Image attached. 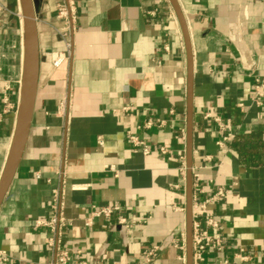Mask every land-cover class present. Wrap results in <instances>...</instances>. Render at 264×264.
<instances>
[{
	"label": "crops",
	"instance_id": "1",
	"mask_svg": "<svg viewBox=\"0 0 264 264\" xmlns=\"http://www.w3.org/2000/svg\"><path fill=\"white\" fill-rule=\"evenodd\" d=\"M59 1L34 3L37 85L0 205V249L8 264L54 260L51 233L35 221L50 217L58 188L67 264H137L153 245L155 264H186V52L176 14L169 0H72L65 20ZM177 2L193 66L192 207L225 190L207 205L222 246L205 261L264 264V98L251 100L256 75H264V0ZM22 37L19 0H0V175L19 101ZM149 118L162 124L137 128ZM105 204H118L126 222L92 217L86 225L92 206Z\"/></svg>",
	"mask_w": 264,
	"mask_h": 264
},
{
	"label": "built area",
	"instance_id": "2",
	"mask_svg": "<svg viewBox=\"0 0 264 264\" xmlns=\"http://www.w3.org/2000/svg\"><path fill=\"white\" fill-rule=\"evenodd\" d=\"M72 0H60L57 4L58 15L65 20L72 17ZM9 85L3 86L1 100L4 106L8 105L7 91ZM264 98V75H256L252 90V102L255 105H261ZM63 106V105H62ZM127 109V108H126ZM161 120L147 119L137 128H150L154 125L160 126ZM128 139L135 147H140L144 154L150 152V145L148 142L138 139L135 135L128 133ZM161 154L167 153V148L164 146L158 147ZM182 163L181 170L185 171L184 157L180 156ZM193 177V176H192ZM225 197V190L218 188L212 195L204 199L202 202L193 205L192 207V251L194 264H208L205 261L204 254L209 250H219L222 246V238L214 234L219 228L220 221L218 217L207 210V205L213 202H219ZM51 215L46 220L35 221V226H44L51 233L47 245L54 249L55 258L49 264H67L70 259L68 250L61 247L63 240V230L69 225L68 220L63 215L62 192L55 188L52 190L50 202ZM102 218L105 222L115 220L117 224H124L125 217L121 214V207L118 204H105L101 206H92L90 216L85 218V224H91V218ZM184 250V246H181ZM158 254V246L153 245L140 254V259L137 264H155ZM9 256L5 250L0 249V264H8ZM184 260V257H183ZM227 264L226 261L222 262Z\"/></svg>",
	"mask_w": 264,
	"mask_h": 264
},
{
	"label": "water",
	"instance_id": "3",
	"mask_svg": "<svg viewBox=\"0 0 264 264\" xmlns=\"http://www.w3.org/2000/svg\"><path fill=\"white\" fill-rule=\"evenodd\" d=\"M36 0H19L22 17V74L19 101L16 106L15 124L0 175V205L12 181L22 153L27 135L38 75V38L34 3ZM179 23L186 52V222H185V263L193 264L192 251V173H191V135H192V79L193 66L190 40L186 22L177 0H169Z\"/></svg>",
	"mask_w": 264,
	"mask_h": 264
}]
</instances>
